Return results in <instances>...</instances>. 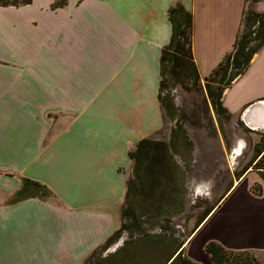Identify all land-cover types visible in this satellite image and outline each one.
I'll return each mask as SVG.
<instances>
[{
  "label": "crops",
  "instance_id": "crops-1",
  "mask_svg": "<svg viewBox=\"0 0 264 264\" xmlns=\"http://www.w3.org/2000/svg\"><path fill=\"white\" fill-rule=\"evenodd\" d=\"M177 3L192 13L193 59L202 78L232 50L244 12L264 13V0L0 6V264H79L120 227L133 165L129 151L165 124L159 60L172 32L168 11ZM261 99L264 44L221 97L239 116ZM250 173L235 181L174 255L183 250L194 262L214 264L204 247L215 241L248 250L264 264L259 172L248 191L252 211H239L237 231L230 232L235 223L228 222L222 238L197 244L202 228ZM24 178L46 185L51 195L11 202ZM255 184L261 192L252 191ZM195 244L203 255L194 256Z\"/></svg>",
  "mask_w": 264,
  "mask_h": 264
},
{
  "label": "rangeland",
  "instance_id": "rangeland-1",
  "mask_svg": "<svg viewBox=\"0 0 264 264\" xmlns=\"http://www.w3.org/2000/svg\"><path fill=\"white\" fill-rule=\"evenodd\" d=\"M245 28L243 25L242 30ZM0 48H4L2 41ZM217 87L210 83L212 91ZM169 91L176 117L172 120L165 116L164 126L153 139L168 143L175 124L181 131L182 144L178 150L171 151L177 163L178 187L172 194L177 196V206L170 207L167 212L169 207L162 202L163 209L155 206L148 209L147 201L129 195L122 209H131L133 217H122L121 214V223L131 226L123 228L113 243L90 254L79 264L168 263L175 249L178 250L199 225L206 210L219 204L235 181H239L237 175L248 170L251 173L240 180L238 188L202 228L197 244L207 238H222L228 231V222L235 223L230 224L229 231H237L239 211H252L255 201L249 197L248 191L255 180L253 172L258 170L249 166V162L264 131L246 128L240 123L238 114L231 113L230 118L225 114L217 116L207 93L205 78L201 76L196 83L176 84ZM260 166L264 167V159ZM197 244L193 245L195 257L204 254L201 246L195 247ZM182 255L188 257L183 250ZM174 259L171 264H177Z\"/></svg>",
  "mask_w": 264,
  "mask_h": 264
},
{
  "label": "trees",
  "instance_id": "trees-1",
  "mask_svg": "<svg viewBox=\"0 0 264 264\" xmlns=\"http://www.w3.org/2000/svg\"><path fill=\"white\" fill-rule=\"evenodd\" d=\"M30 0H0V6L27 4ZM55 2L54 5H60ZM169 20L172 24V32L169 42L161 49L159 60V92L158 99L163 109V113L169 119H175L176 108L170 96V87L176 84H186L188 82L196 83L199 81V73L193 59L192 52V36H193V17L192 13L185 9L180 3L169 9ZM246 26L242 30V26ZM264 44V13L254 10L244 12L239 31L233 43V48L224 58L217 64L212 72L205 77L208 96L212 100V105L217 116L225 114L226 118L231 117L229 112L221 101L222 92L232 81L244 73L247 69L253 55ZM170 75V77H168ZM215 83L217 90L210 89V83ZM165 90V94L163 91ZM177 123V122H176ZM242 124V122L240 121ZM179 133L180 129L175 124L171 131L169 142L164 140H156L152 138L140 139L135 147L129 151V157L133 161L132 174L126 181L125 201L132 194L137 200L138 198L149 203L148 209H163L160 205L166 204L169 207L177 206V196H173V192L177 190V163L173 159L171 151H176L182 144ZM264 159V132L255 145V154L250 159L249 166L257 169L264 179V167L260 163ZM244 172L237 175V179ZM255 193L261 192V186L255 184L252 186ZM49 188L38 182L27 178L22 180L21 187L12 195L11 202L19 201L28 197L37 196L45 198L51 195ZM176 200V202H174ZM180 205V204H179ZM218 204H216L217 206ZM181 206V205H180ZM212 206L206 210L198 224L216 207ZM131 209H122V217H133ZM131 225L121 223L120 227L98 248L92 253L103 249L113 243L120 235L123 228H129ZM141 240V239H139ZM144 240V239H142ZM138 242V241H137ZM136 243V241L134 242ZM123 250V248L121 249ZM120 250V251H121ZM177 250V248L175 249ZM204 250L209 254L214 264H262L255 255L248 250H231L226 249L215 241L208 242ZM119 252V251H118ZM89 257V256H88ZM177 264H200L192 261L188 257L182 255L180 251L175 259ZM173 263V262H172ZM171 264V263H170Z\"/></svg>",
  "mask_w": 264,
  "mask_h": 264
},
{
  "label": "water",
  "instance_id": "water-1",
  "mask_svg": "<svg viewBox=\"0 0 264 264\" xmlns=\"http://www.w3.org/2000/svg\"><path fill=\"white\" fill-rule=\"evenodd\" d=\"M239 117L248 128L252 130H264V99L250 103ZM175 256L176 254L170 257L168 263H170Z\"/></svg>",
  "mask_w": 264,
  "mask_h": 264
},
{
  "label": "flooded vegetation",
  "instance_id": "flooded-vegetation-1",
  "mask_svg": "<svg viewBox=\"0 0 264 264\" xmlns=\"http://www.w3.org/2000/svg\"><path fill=\"white\" fill-rule=\"evenodd\" d=\"M241 122H242V125H243V126H245L246 128H248V127L243 123V121H241ZM248 129H250V128H248ZM250 130H252V129H250ZM258 130H260V129H257V131H258ZM255 131H256V130H255ZM260 131H264V130H260Z\"/></svg>",
  "mask_w": 264,
  "mask_h": 264
}]
</instances>
